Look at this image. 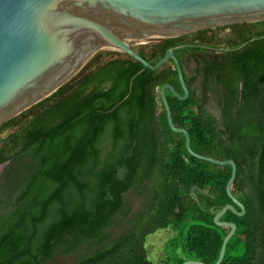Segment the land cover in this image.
I'll return each mask as SVG.
<instances>
[{"label":"trees","instance_id":"trees-1","mask_svg":"<svg viewBox=\"0 0 264 264\" xmlns=\"http://www.w3.org/2000/svg\"><path fill=\"white\" fill-rule=\"evenodd\" d=\"M230 27L218 40L240 48L223 55L245 82L264 78V21ZM207 31L133 48L155 64L169 48L217 41L205 40ZM201 51L173 50L188 97L166 90L172 121L189 133L195 153L235 162L231 191L245 211L227 210L220 219L236 225L220 264H264V110H194L199 91L184 63ZM164 84L183 95L172 59L151 70L102 50L50 96L0 125V164L9 160L0 174V264H180L147 256L146 237L165 228L181 232L192 260L216 262L229 228L213 217L233 204L225 189L231 165L187 151L184 135L168 125ZM192 186L203 192L192 195Z\"/></svg>","mask_w":264,"mask_h":264},{"label":"water","instance_id":"water-1","mask_svg":"<svg viewBox=\"0 0 264 264\" xmlns=\"http://www.w3.org/2000/svg\"><path fill=\"white\" fill-rule=\"evenodd\" d=\"M256 21H264V0H0V125L50 96L105 48L125 53L151 70L172 59L183 95L170 84L160 89L169 127L184 135L186 149L194 157L231 165L225 189L233 204H225L213 217L217 226L229 228L216 262L211 263L220 264L236 230L233 222L220 219L227 210L237 215L245 211L231 191L235 162L195 153L189 133L174 125L166 90L178 99L188 97L174 48L151 64L133 44ZM8 163L0 164V174ZM196 189L191 187L192 195ZM180 264L208 263L186 260Z\"/></svg>","mask_w":264,"mask_h":264},{"label":"flooded vegetation","instance_id":"flooded-vegetation-1","mask_svg":"<svg viewBox=\"0 0 264 264\" xmlns=\"http://www.w3.org/2000/svg\"><path fill=\"white\" fill-rule=\"evenodd\" d=\"M230 28V25H223L208 29L210 31L202 36L205 40L217 39L211 44L199 42L185 44L204 49L198 55L194 53L184 63L186 72H192L191 86H195L199 91L197 96L199 101L193 106L194 110L232 113L244 109L264 110L263 76L258 74L257 80L245 82L244 75L241 72H235L236 68L231 66V57L223 55L225 52L240 48L234 45V42L218 40L226 38L231 31ZM185 45L176 46L174 49Z\"/></svg>","mask_w":264,"mask_h":264},{"label":"rangeland","instance_id":"rangeland-1","mask_svg":"<svg viewBox=\"0 0 264 264\" xmlns=\"http://www.w3.org/2000/svg\"><path fill=\"white\" fill-rule=\"evenodd\" d=\"M139 43L133 44L137 46ZM103 50H115L105 48ZM116 51V50H115ZM181 232L171 228L159 229L156 232L148 235L145 240V247L147 248V256L150 260L158 263L162 260L176 262L178 260H192L191 256L183 251L181 248ZM172 244L168 249L167 245Z\"/></svg>","mask_w":264,"mask_h":264}]
</instances>
